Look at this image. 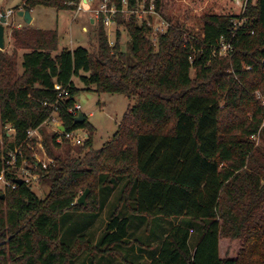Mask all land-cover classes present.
<instances>
[{"label":"trees","instance_id":"trees-1","mask_svg":"<svg viewBox=\"0 0 264 264\" xmlns=\"http://www.w3.org/2000/svg\"><path fill=\"white\" fill-rule=\"evenodd\" d=\"M111 1L124 9V0ZM136 2L128 0L129 20L121 13L115 19L131 37L130 55L120 48V33L110 45L103 16L94 54L78 47L54 56L58 32L41 29L12 31L15 47L28 51L22 74L17 53L0 52V174L3 157L16 147L33 160L28 131L41 128L55 110L66 132L90 133L78 157L71 149L64 156L49 151L56 166L38 169L40 180L51 184L47 199L26 183L6 189L0 241H9L0 246V264H70L81 256L97 264V255L104 259L123 249L122 264H264V148L252 140L259 133L264 138V105L256 95L264 92V0H250L243 15L204 16L200 36L171 26L156 44L153 27L132 12ZM38 6L74 11L77 0H25L21 9ZM244 18L235 28L234 21ZM233 35L232 54L213 55L218 40ZM76 78L99 93L137 99L100 149L92 147L96 130L86 116L79 124L69 112L79 91ZM56 84L69 90L68 97L59 96ZM58 136L54 146L70 144L65 138L58 143ZM6 177L14 181L9 172ZM93 187L100 198L92 201L98 210L89 213L97 218L115 193L118 206L111 203L98 243L81 235L67 245L60 217L80 209L77 190ZM135 219L173 222L144 242L129 230ZM223 239L241 241L243 249L222 256Z\"/></svg>","mask_w":264,"mask_h":264},{"label":"rangeland","instance_id":"rangeland-1","mask_svg":"<svg viewBox=\"0 0 264 264\" xmlns=\"http://www.w3.org/2000/svg\"><path fill=\"white\" fill-rule=\"evenodd\" d=\"M25 0H0V18L2 12L6 13L7 22L5 24V48L0 52H5L9 55L17 53V60L19 62V74L23 73V69L20 66V52L25 49H17L15 47L13 39V30H16V25L21 23L25 24L21 30L42 28L51 29L55 28L59 33V43L56 51L53 55L56 56L61 53L65 48L76 49L78 47H84L89 52L94 54L98 48L97 33L100 27V19L97 18L95 13L92 12H78L76 10H56L52 7L38 6L33 9L34 21L32 25H26L23 18L18 15V11L22 10L21 7ZM15 11L10 14V11ZM17 12V13H16ZM239 9L236 8L232 0H162L159 14L161 18L155 16H144L143 20L150 21L153 26L161 24V20L164 19L170 22L171 25L180 27L184 31H187L195 36H200L203 27V18L209 14L218 15H237ZM126 20L129 17L125 16ZM92 20H95L94 23ZM142 21V20H141ZM86 28V30H84ZM108 40L115 44L116 37L120 33V48L121 50L130 55L131 54V37L126 29L125 24L118 25L113 24L111 27H105ZM19 30V29H18ZM158 36L153 32L152 41L154 44L157 43ZM62 49V50H61ZM28 52V51H27ZM191 76H195V70L191 72ZM75 85L79 91L75 95L76 104L82 107L81 113H83L88 122L95 128L93 135L94 149L102 148L109 139L117 132L119 124L122 121L123 116L131 106H134L137 102L136 98L129 99L119 94H107L99 93L95 91V87L85 88L86 86L78 79H75ZM264 94V92H261ZM61 123L58 114H55L51 120L45 122L41 128L38 129L35 135L37 142L32 146L34 149H30L29 152L32 155L33 160H28L27 167L30 170H35L40 173L39 170L35 169L31 163L37 160L36 155L42 162L48 166H56V162L50 157L49 151L59 155H65V152L71 149L73 157H78V151L83 146H73L69 143L63 142L60 144V148H57L52 144V137L57 134V123ZM9 134H13L14 130L6 128ZM255 147L264 148V138L260 133L255 137H252ZM0 141L3 140V130L0 126ZM11 142V141H10ZM44 142L48 144L49 150L45 146ZM86 150V149H85ZM36 159H35V158ZM49 168V167H48ZM91 180L88 179V181ZM0 187H4V184L0 182ZM51 184L48 180L36 181L33 180L31 188L36 195L41 199H47L50 193ZM89 190L86 198V205H81L79 210L67 211L60 217V235L61 240L67 245H73L76 239L81 235H87L90 239L98 243L100 240L106 225L108 223V211L111 203H115L112 207L118 206L116 193L112 196L107 204L106 208L96 218L93 212L96 209L93 200L100 198V190L98 187L92 189H80L77 190V198L75 204H78V199ZM2 193H6L4 190ZM93 204V205H92ZM79 205V204H78ZM146 222V221H145ZM141 222L139 219H135L131 222L132 227L129 230L134 234L133 240L137 239L140 241L147 242L151 238L160 236L163 232L167 231L171 227L170 220L160 219L152 220L148 222ZM143 225V226H142ZM142 227V228H141ZM198 234L194 235L196 238ZM8 240V239H6ZM5 241V240H3ZM0 241V242H3ZM243 249L241 241L223 239L221 241V255L225 257H236L240 250ZM127 249L120 251L121 255L112 254V256H106L104 259L101 255H97V264H122L123 256L126 254ZM139 251V245L137 244L136 252ZM129 255V254H128ZM126 258V257H125ZM133 259L136 261L137 256L131 253L129 260ZM90 264L86 256H81L70 264ZM146 263V261H143Z\"/></svg>","mask_w":264,"mask_h":264},{"label":"built area","instance_id":"built-area-1","mask_svg":"<svg viewBox=\"0 0 264 264\" xmlns=\"http://www.w3.org/2000/svg\"><path fill=\"white\" fill-rule=\"evenodd\" d=\"M136 9L132 11L137 15L139 20L142 21H148V20H143L144 16H157L161 18L159 11L157 10L156 6V1L157 0H136ZM250 0H232L233 4H235L236 8L239 9L238 15H243L246 11L247 5ZM124 4V9L120 10L117 8V6L111 1V0H77V9L76 11L78 12H92L95 13L97 18L100 19L103 16V23L105 27H111L113 24L116 23V15L121 13L124 14V16L129 17L130 10L128 9V0L123 1ZM15 11H10V14ZM17 13V12H16ZM129 20V18H128ZM95 21V20H94ZM246 22V18L241 19V20H236L234 21V27H240L243 26L244 23ZM148 24L153 27V32L159 36L162 33H165L171 26L170 22H167L166 20L162 19L161 24L158 26H153V24L148 21ZM25 24H17L16 28L21 30L24 28ZM233 40H234V35L230 38H227L226 36H222L218 42L217 45L213 48V55L222 57V58H227L229 57L233 50ZM109 43L111 46H113L112 42L109 40ZM55 89L59 91V96L60 97H68L69 95V90L66 88H63L61 85L56 84ZM257 98L258 100L261 101L262 105H264V94L261 92H257ZM82 111V107L78 104L75 103L74 107L69 109V112L77 117ZM58 114L56 110L52 114V117ZM51 117V118H52ZM50 118V120H51ZM49 121V120H48ZM47 121V122H48ZM57 134L58 139L57 142L61 143L63 138L68 140L71 145L73 146H83L86 141L90 137V133L86 129H76L70 132H66L65 129L63 130L62 128L63 125L62 123H57ZM37 130H30L28 131V146L30 149H34L31 144V142L36 139L35 135L37 134ZM26 141V142H27ZM35 158V157H34ZM37 160L33 161L31 165L35 169H39L40 167L43 170L48 169V166L46 163L42 162L41 159H39L36 155ZM35 158V159H36ZM3 161L5 163V168L3 172L0 174V182L4 184V187H2V190L6 192L7 188H12L15 189L19 184L16 183V180H22L23 183L28 184L31 186V183L33 180H38L40 181L41 174L36 172L35 170H30L31 168L27 167L28 159L26 155L24 154L22 147H16L14 150L10 151L8 153V156L3 157ZM6 172H9L10 174L13 175L14 181H9L6 177ZM0 187V196L5 195V193H2Z\"/></svg>","mask_w":264,"mask_h":264},{"label":"water","instance_id":"water-1","mask_svg":"<svg viewBox=\"0 0 264 264\" xmlns=\"http://www.w3.org/2000/svg\"><path fill=\"white\" fill-rule=\"evenodd\" d=\"M18 15L24 19L26 25H31L32 23V15H31V10H19L18 11ZM7 22L6 19V13L2 12L1 14V18H0V50H4L5 48V24ZM92 22L94 23V20H92ZM85 121V115L83 113H80L77 117H76V122L79 124L84 123ZM64 130V128H62ZM16 183L19 185L23 184L22 180H16ZM89 193V190H86L85 193L78 199V204L81 205H86V198L87 195ZM0 199L4 200L5 199V195H1ZM8 240H5L3 242H0V246L5 245Z\"/></svg>","mask_w":264,"mask_h":264},{"label":"crops","instance_id":"crops-1","mask_svg":"<svg viewBox=\"0 0 264 264\" xmlns=\"http://www.w3.org/2000/svg\"><path fill=\"white\" fill-rule=\"evenodd\" d=\"M32 13H33V9L31 10V15H32ZM32 18H33V20H32V23H33V21H34V17H33V15H32ZM32 23H31V25H32ZM20 24V23H19ZM30 25V26H31ZM33 29H41V30H56L55 28H51V29H42V28H33ZM84 30H86V28L84 29ZM57 32H58V30H56ZM58 36H59V33H58ZM62 50V49H61ZM73 50V49H72ZM27 52V50H25V51H21L20 52V66H21V63H22V56H23V54L24 53H26ZM147 258V257H146Z\"/></svg>","mask_w":264,"mask_h":264}]
</instances>
